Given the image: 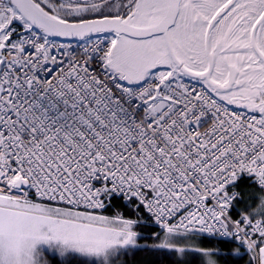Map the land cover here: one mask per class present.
I'll return each instance as SVG.
<instances>
[{"label":"snow or ice","instance_id":"snow-or-ice-1","mask_svg":"<svg viewBox=\"0 0 264 264\" xmlns=\"http://www.w3.org/2000/svg\"><path fill=\"white\" fill-rule=\"evenodd\" d=\"M49 250L264 264V0H0V264Z\"/></svg>","mask_w":264,"mask_h":264},{"label":"trees","instance_id":"trees-1","mask_svg":"<svg viewBox=\"0 0 264 264\" xmlns=\"http://www.w3.org/2000/svg\"><path fill=\"white\" fill-rule=\"evenodd\" d=\"M107 214H111V213H107ZM210 241V238H197L195 240H192V241H189L191 242L192 244H195L197 245V247H202V248H213L215 247V242L212 241V242H209ZM199 245V246H198ZM198 252L197 251H194V250H190L186 253V255L188 256L189 258V261L190 263L189 264H202L201 263V256L197 254ZM195 257H198L196 258L194 261H193V258ZM51 258V264H67V259L68 258H59L57 256H55V258L50 257ZM246 260L247 258L245 257V260L244 261H241L240 264H246ZM84 261V262H83ZM72 264H92L91 263H87V261L85 259H81V258H78V257H73L72 259Z\"/></svg>","mask_w":264,"mask_h":264},{"label":"rangeland","instance_id":"rangeland-1","mask_svg":"<svg viewBox=\"0 0 264 264\" xmlns=\"http://www.w3.org/2000/svg\"><path fill=\"white\" fill-rule=\"evenodd\" d=\"M189 243V247H190V249H194V248H196L197 247V245H195V244H192L191 242H188ZM199 246V245H198ZM200 247V246H199ZM200 248H202V247H200ZM198 255H200L201 256V263L202 264H206V257H204L200 252H198L197 253ZM57 257H59V258H67V257H61V256H59L58 254L56 255ZM50 257H52V254H51V250H49V253H47V254H45V256H44V259H45V261L47 262V264H51V258ZM73 257H78V258H81V259H85L86 261H87V263L89 262V263H91L92 262V260L94 259V258H92V257H82V256H79V255H73ZM196 258H198V257H195V258H193V261L196 259ZM183 259V264H189L190 263V261H189V258H188V256L185 254L184 255V257L182 258ZM84 262V261H83ZM200 264V263H199Z\"/></svg>","mask_w":264,"mask_h":264},{"label":"built area","instance_id":"built-area-1","mask_svg":"<svg viewBox=\"0 0 264 264\" xmlns=\"http://www.w3.org/2000/svg\"><path fill=\"white\" fill-rule=\"evenodd\" d=\"M73 44H76L77 43V41H74V42H72Z\"/></svg>","mask_w":264,"mask_h":264},{"label":"water","instance_id":"water-1","mask_svg":"<svg viewBox=\"0 0 264 264\" xmlns=\"http://www.w3.org/2000/svg\"><path fill=\"white\" fill-rule=\"evenodd\" d=\"M75 41V40H74ZM73 42V41H72Z\"/></svg>","mask_w":264,"mask_h":264}]
</instances>
